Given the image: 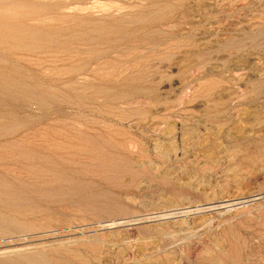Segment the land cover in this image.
I'll return each instance as SVG.
<instances>
[{
	"label": "rangeland",
	"instance_id": "rangeland-1",
	"mask_svg": "<svg viewBox=\"0 0 264 264\" xmlns=\"http://www.w3.org/2000/svg\"><path fill=\"white\" fill-rule=\"evenodd\" d=\"M84 3L129 37L29 56L56 98L22 115L106 134L121 171L90 173L92 205H0V264H264V0Z\"/></svg>",
	"mask_w": 264,
	"mask_h": 264
},
{
	"label": "bare ground",
	"instance_id": "bare-ground-1",
	"mask_svg": "<svg viewBox=\"0 0 264 264\" xmlns=\"http://www.w3.org/2000/svg\"><path fill=\"white\" fill-rule=\"evenodd\" d=\"M91 8L84 0H0V127L12 129L0 134V205L15 214H51L55 207L92 205L96 198L89 194L90 173L121 171V147L106 134L63 126H47L39 132L34 130L35 123L44 120L34 122L22 115L26 104L46 105L56 98L51 93L56 91L55 81L41 79L29 56H79L81 49L73 48L79 45L98 57L108 52H97L96 46L129 37L122 28L75 13ZM84 70L70 71V87L78 85L75 78Z\"/></svg>",
	"mask_w": 264,
	"mask_h": 264
}]
</instances>
